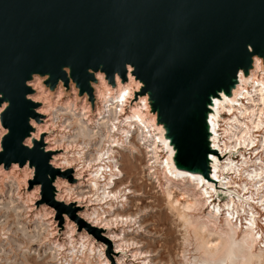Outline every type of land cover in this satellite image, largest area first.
Listing matches in <instances>:
<instances>
[{"label": "water", "instance_id": "water-1", "mask_svg": "<svg viewBox=\"0 0 264 264\" xmlns=\"http://www.w3.org/2000/svg\"><path fill=\"white\" fill-rule=\"evenodd\" d=\"M243 36L264 51V0H0V87L29 113V137L31 120L41 116L31 97L35 78L50 92L72 83L94 107L97 74L114 86L115 77L124 83L129 73L141 85L135 98L146 96L164 131L175 169L199 174L216 198L222 185L211 174L210 106L221 94L232 95L254 58L264 64V56L240 53L236 41ZM191 126L195 160L178 134ZM33 141L35 152L4 151L0 165L52 172L43 136ZM49 176L45 187L53 193Z\"/></svg>", "mask_w": 264, "mask_h": 264}, {"label": "rangeland", "instance_id": "rangeland-1", "mask_svg": "<svg viewBox=\"0 0 264 264\" xmlns=\"http://www.w3.org/2000/svg\"><path fill=\"white\" fill-rule=\"evenodd\" d=\"M43 88L46 89L44 85ZM50 93L53 92L46 89L45 94ZM61 94L59 104L47 112H43L42 101L33 100L40 103L37 113L41 116L38 122H30L40 128L36 140L43 136V151L50 155L48 165L52 172L43 170L38 174L34 166L26 164L27 167L20 168L14 164V180L3 181L0 176V204L10 203L7 210L0 209V264H200L196 248L202 240L195 238L190 225L192 220L203 219L210 207L194 211L186 208L191 197L183 195L178 187L166 190L159 169L153 168L149 154L145 153L144 144L134 137L130 140L132 143L127 144L120 129L134 104L130 107L128 104L124 115L117 120H113L107 110L103 111L102 117L109 116L110 133L116 138L114 152L108 155L106 150L112 146L105 138L108 131L93 122L96 106L85 103L90 114L88 119L92 120L87 128L92 133L97 129V136L90 140L75 138L78 124L71 118V113L60 108V104L69 102L75 94L79 108L80 100L85 102L87 97H80L76 89L70 88H63ZM35 96H31L32 99ZM253 99L257 102L254 94ZM74 114L78 116L79 112L76 110ZM233 116H224L220 129L236 127L231 120ZM99 136L104 146L97 153ZM223 141L228 147L235 145L234 140L224 138L220 145ZM248 143V147L240 150L243 157L240 151L225 155L222 162L229 159L235 163L240 168V177L222 176L223 187L224 183L230 182L233 190H222L220 186L216 198L212 193L211 205L223 208L228 197H233L234 205L227 211L223 208L219 218L221 221L229 213L232 224L239 227L240 232L254 219L256 244L248 264H263L264 124L252 133ZM244 158L246 163L242 164ZM88 164L96 171L94 180L90 181H87V170H81ZM0 168L5 174L9 172L3 165ZM50 174L54 176L53 193L45 187ZM110 176L113 184L107 182ZM176 181L180 182V178ZM185 182L183 179L182 183ZM93 209L100 214L98 218L92 213ZM213 232L215 230H211ZM201 236L206 237V234ZM207 241L208 246H214L216 236L210 235Z\"/></svg>", "mask_w": 264, "mask_h": 264}, {"label": "bare ground", "instance_id": "bare-ground-1", "mask_svg": "<svg viewBox=\"0 0 264 264\" xmlns=\"http://www.w3.org/2000/svg\"><path fill=\"white\" fill-rule=\"evenodd\" d=\"M96 80V83L92 84L93 97L95 100L94 107L96 106V112H94L93 109L95 114L93 122L97 123L98 126H101L108 131L105 138H107V141L112 146L106 150V153L111 155L114 152L113 149L116 147V138H113V135L110 133L111 127L109 125V116H106L105 118L102 117L103 111L107 110L108 114H110L113 120H117L121 114L124 115L123 113L125 111V107H127L128 104L129 107L134 104L132 108L129 109L128 115L124 117L122 128L120 129V133L126 137L127 144L132 143L130 141L132 137L138 140V142L142 145L144 144V149H147L145 153L149 154L150 160H152L153 163V168L156 167L159 169V175L163 180V186L166 188V190L168 188L178 187L183 195L191 197V200H187L186 202V208L194 211L196 209L204 208L205 206L210 207L203 219L197 221L192 220L191 225L187 223L188 226H193L192 230L196 236L195 238H200L202 240V244L196 248V250L199 252L197 261L200 264H248L253 255L251 251L256 244V236L253 231V227L255 225L254 219L246 223V226L243 228L242 232H240L241 229L239 227L232 224L229 213L226 214V216H224L220 221L219 217L221 216V210L225 208L227 211L234 205L233 197H228V200H226L227 202L222 205L223 208L221 206L211 205L212 193L214 196V190L212 189V186L206 184L199 174H190L175 169L172 162L174 152L169 146L168 141L164 138V131L161 126L156 124L155 115L150 113L146 96H138L135 98L134 95L135 93L139 92L141 85L139 82L134 81L129 73L127 75V80L124 83H121L120 80L115 77L114 86L108 84L102 75L97 74ZM41 87L43 88L42 79L35 78L32 83V88L35 90L34 96H36L33 98V100L42 101L41 103L44 104L42 105L44 107L43 112H47L53 109L55 105L59 104L60 98L62 96L61 93H63V86L61 83H59L55 91L50 94H45L46 89L43 88L42 90ZM70 89L72 91L75 90L72 83H70ZM253 94L257 97V102L254 101ZM47 96H50L53 99L48 100ZM76 99L77 97L75 94H73L69 102L60 104V108L64 111H67L68 113H71V118L76 120L78 127L77 130L75 128L77 131L75 138L82 137L87 138L88 140L93 139L97 136V129L94 133H92L87 128L88 124L92 121L91 119H88V115L90 114H88V106H86V104H89V102H84L81 99L79 105L80 107L77 108ZM210 107L212 111L209 114L208 121L211 132V151L213 152L209 154L212 160L210 161L211 174L215 181H221L222 185V180L224 179L222 176L224 175H235L240 177L238 172L240 168L237 167L235 163L229 159L225 162H222L224 161L223 159L225 155L236 154L242 148L248 147L247 145L249 144L248 142L250 141L252 133L259 131L264 124V64H262L261 60L254 58L253 68L249 75L245 77L241 72L239 73L238 84L232 91V95L227 97L221 94L219 97L213 99V103ZM76 110L79 112L78 116L74 114ZM225 114L229 116L234 115L231 120L232 123H235L236 127L230 126L228 129H220L221 123L224 122L223 117ZM227 124L230 125L231 122ZM31 125L34 128L35 133H32L29 137L33 138V140H36L39 137L38 133L40 132V128L34 127L32 123ZM114 128L116 129V127ZM232 130H235V132ZM99 137L100 140L98 141L99 144L97 146V153H100L104 146L101 136ZM222 138L227 139V141L234 140L235 145L233 147H228L224 141L222 142V145H220L219 142ZM74 147H77L75 143ZM249 151H251V149H249ZM161 153H163L162 157H160ZM243 155L244 154H242L240 151V156L243 157ZM245 163L246 162L244 158L242 164ZM11 167L9 168V172L6 174L1 172L0 168V176L3 181H12L15 179V166L13 165ZM115 168L117 174L120 175L121 172L116 167V163ZM81 170H87V181L92 179L94 180L96 171L94 170L93 166L88 164L86 167L82 166ZM252 173H254V171ZM247 177L250 178L251 176L247 175ZM178 178H180V182L176 181ZM183 179L186 180L185 183H182ZM21 182L22 184L25 183V181L22 179ZM107 182L113 184L111 176L108 178ZM105 185L106 184L102 185L103 190L105 189ZM223 189L233 190V187H231L230 182H227L224 183ZM9 204H0L2 206L0 209L7 210ZM92 213H94L97 218L100 215L96 209H93ZM248 215H250V212H248ZM182 218L183 217H181V219ZM183 219L181 221H184ZM232 221L235 220L232 219ZM38 228L40 227L38 226ZM211 230H215V232L211 233ZM202 233H205L206 237H202ZM210 235H215L217 240V243L214 244V246L212 245V247L207 245V239ZM88 251L90 250L88 249ZM260 254H262V252Z\"/></svg>", "mask_w": 264, "mask_h": 264}, {"label": "snow or ice", "instance_id": "snow-or-ice-1", "mask_svg": "<svg viewBox=\"0 0 264 264\" xmlns=\"http://www.w3.org/2000/svg\"><path fill=\"white\" fill-rule=\"evenodd\" d=\"M236 44L240 53L244 56L252 55L264 56V51H257L258 43L254 37H240ZM245 46H248L247 48ZM259 48H261L259 46ZM264 49V48H261ZM23 103V100H21ZM29 113L18 109L15 100L0 87V155L4 151L25 152L31 149L35 152L33 138L28 137L29 129L27 127ZM179 136L184 139L186 145L195 160L198 152L197 132L194 126L183 128L179 131ZM28 137V138H26ZM37 155H39L37 153Z\"/></svg>", "mask_w": 264, "mask_h": 264}]
</instances>
